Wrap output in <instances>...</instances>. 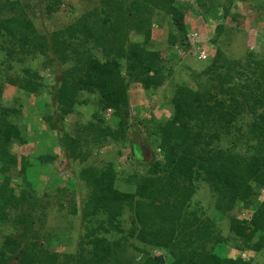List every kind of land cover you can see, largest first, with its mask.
<instances>
[{"label": "trees", "instance_id": "obj_1", "mask_svg": "<svg viewBox=\"0 0 264 264\" xmlns=\"http://www.w3.org/2000/svg\"><path fill=\"white\" fill-rule=\"evenodd\" d=\"M25 1L0 0V80L14 84L9 76L12 64L24 57L41 56L44 68H58L60 78L48 92L55 111L43 118L49 131L56 133V147L68 165L80 166L75 179L86 191L79 209L86 231L72 243V249L57 251L60 234L69 235L70 231L47 230L44 215L33 217L17 211L23 203L33 211L39 207L45 211L49 202L41 204L29 190L15 194L10 179L19 177L26 189H31L28 169L51 164L57 154L49 150L51 154L34 159L22 156L17 161L11 146L23 145L26 140L11 121L10 115L21 117L22 110L20 104L13 103L0 109V224L7 221L11 210L18 215L9 220L12 232L0 240V264H131L125 257L130 245L143 256L140 264H165L162 257L150 256L148 248L167 254L168 264H253L214 252L218 245L226 247L231 238L220 236L216 221L205 216L202 208H194L192 197L199 184H205L211 209L228 221L235 241L231 246L264 253V201H258L264 189V52L247 48L240 59H234L217 45L206 71L208 77L200 80V75H195V88L185 82L174 86L170 116L156 122L151 132L161 159L146 164L141 161L145 149L151 147L140 141L139 126L131 122L129 84L135 81L143 91H154L171 74L170 68L164 74L160 51L147 47L156 15L169 24V48L190 49L187 3L99 0L72 24L42 32L27 11L42 7L50 16L61 0H38L33 6ZM234 1L247 2L249 8L264 13V0H195L212 16L221 8L222 20L230 16ZM214 7L217 9L212 11ZM224 22L215 25L211 43L216 44L230 30ZM132 33L138 38L131 40ZM23 82L19 90L26 94L44 88L36 70L29 71ZM80 107H89V119L76 121L73 133L63 130L67 117ZM107 110L116 121L114 125L107 122ZM128 140L133 159L148 165L146 177L127 175L135 192L116 188L112 162L101 166L89 163L93 151ZM223 140L228 146H221ZM236 209L252 210L251 216L240 219ZM125 212L130 215L128 229L122 226ZM69 214L74 215L75 210ZM40 219L45 220L44 225L39 224Z\"/></svg>", "mask_w": 264, "mask_h": 264}, {"label": "rangeland", "instance_id": "obj_2", "mask_svg": "<svg viewBox=\"0 0 264 264\" xmlns=\"http://www.w3.org/2000/svg\"><path fill=\"white\" fill-rule=\"evenodd\" d=\"M181 2L187 3V16L189 21L195 27H190V36L196 32L198 34L197 39L190 40V49L181 51L177 48H169L166 43L167 33L169 31V24L164 17L156 15L152 24V40L147 45L150 49L158 50L161 53L165 71L164 74H168L169 68L171 74L167 76L165 83L154 91L145 92L142 90L138 83L131 81L129 84V108L131 122L134 125L139 126V138L140 141L145 142L151 149L146 148L144 152V158L141 162L149 163L153 158L161 159L159 149L157 146V139L154 132V125L158 121H163L170 116L171 105L170 97L174 86L177 83L185 82L188 86L195 88V75H200V80L208 77L206 73L211 60L214 56L217 45L226 53L227 57L240 59L247 48L253 50L255 53L264 52V13L257 12L255 9L249 8L247 2L234 1L233 7L230 12V16L222 20V10L218 8V12L214 17L211 14L202 11V8L195 2V0H180ZM30 5L39 3L38 0H26ZM254 3L252 0L251 3ZM100 3L99 0H61L60 7L56 12L47 16L44 13V8L38 7L33 11H27L29 17L33 20L34 25L39 31L47 32L57 28H64L69 24H72L76 18L86 11L88 8L94 7ZM217 7L212 9L215 10ZM204 12V13H203ZM214 13V12H213ZM260 19V20H259ZM225 21V27L230 30L221 36L216 44L211 43V39L214 38L213 28L218 23ZM205 27L207 34L201 33L200 27ZM194 28V30H193ZM138 37L132 33L130 35L131 40H135ZM205 51L206 58H198L199 51ZM45 58L41 56L36 57H24L20 63L12 64L9 76L14 79V84H7L0 80V109H7L13 103L20 104L21 117L11 118V121L17 123L20 127L24 139L30 136V143L27 146L13 144L11 146V152L16 156L17 161L22 156L35 158L42 154H51L54 152L57 154L56 158L51 164L44 166H33L29 170L33 169V172L28 174L27 179L31 185V189H26V185L23 181L16 176H13L10 180V187L14 190L15 194H19L22 190L33 194L36 200H39L41 204L49 202V206L46 207L45 211L37 208L32 210L28 204L23 203L21 209L18 212H29L33 217L38 214L39 217L46 218L47 223L45 229H68L70 234H60L59 240L61 241L59 246L54 249L57 251H63L73 248L72 243H76L77 240L86 231L84 228V222L80 219L79 209L82 206L81 200L84 198L85 190L81 189V183L76 182V174L79 172V167L76 163H68L65 161L60 150L56 147V133L49 131L44 121V116L52 115L55 111V104L48 96V92L55 86L58 81V68L52 66L50 68H44L43 63ZM0 69L2 70L1 66ZM0 70V73H2ZM39 71L44 88L37 94H26L19 90L23 85L25 75L31 71ZM56 72V73H55ZM124 70L122 69V74ZM125 75V74H124ZM20 87V88H19ZM140 87V88H139ZM27 112L26 115L24 112ZM30 111V112H29ZM36 112V115L34 114ZM28 115L38 118L41 116V123L36 120L38 127H42V133H35L33 137L29 133V129L26 126L32 127L33 124L23 123L26 121ZM31 117V118H33ZM90 117L89 107H80L75 110L65 120V125L61 126L63 130L73 133L74 123L76 121L86 122ZM34 119V118H33ZM110 125H114L116 121L113 118H106ZM36 130V132H38ZM152 132V133H151ZM221 146H228V142L223 140ZM28 153V155H25ZM32 155V157L30 156ZM137 155V153H136ZM139 159V156L137 155ZM108 162H112L115 173V186L117 189L123 192H135V186L131 182L126 181L127 175L136 173L137 176L146 177L148 165H139L132 157L130 151L129 140L118 145H105L99 150L92 152L90 162L95 166H101ZM1 182V178H0ZM33 189V190H32ZM59 189H65L62 193L58 192ZM264 189H261L258 195V201H264ZM212 199L209 194L207 186L203 183L199 184V188L192 197V205L194 208H202L205 216L212 217L217 225L219 234L221 237H229V244L226 247L230 248L234 253L228 254V258H236L245 256L244 259L251 261L253 264H260L264 260V253H252L251 251L242 250L238 251L231 245L235 244L232 240V236L228 230V221L225 216L219 214L211 209ZM75 210L74 215H70L71 209ZM237 213L238 218H249L252 210H242L238 212V209L234 210ZM18 213L14 210L9 212V218L7 221L1 222L0 224V240L12 232V221L13 217H16ZM36 217V216H35ZM44 219V218H43ZM39 223V221H38ZM45 220L41 225H44ZM87 225V222H86ZM122 226L124 229H128L130 226V215L128 212L122 217ZM118 238V234L116 235ZM234 242V243H233ZM134 246H139V243H133ZM211 244L208 243L207 248H210ZM240 245V244H238ZM218 247V249H217ZM222 245H218L214 248V252L218 255L221 253ZM148 253L153 257H162L165 260V264H168L170 258L163 251L148 248ZM243 252V253H242ZM125 257L131 262V264H140L143 256L133 246H127ZM224 257V256H221ZM10 264H16L11 262Z\"/></svg>", "mask_w": 264, "mask_h": 264}, {"label": "crops", "instance_id": "obj_3", "mask_svg": "<svg viewBox=\"0 0 264 264\" xmlns=\"http://www.w3.org/2000/svg\"><path fill=\"white\" fill-rule=\"evenodd\" d=\"M212 17H214V16H212ZM185 22H186V24L187 23H191L190 21H189V18H188V16L187 15H185ZM190 25V27H194L193 26V24L191 25V24H188V26ZM195 28V27H194ZM194 28H193V30H194ZM202 30H201V33L203 32V33H205V34H203V35H206L207 34V31H206V29H205V27L203 26H201L200 27ZM213 32H214V28H213ZM190 33V32H189ZM138 86H140L139 84H138ZM140 88V87H139ZM30 112V111H29ZM26 111L24 112V114L26 115ZM34 114L36 115V112H34ZM31 117H33V116H30V115H28V117L26 118V121L25 122H23V123H27L28 125H30V123H34L33 124V126L32 127H29V126H26V129L28 130V128H30L28 131H29V133H30V135L33 137L34 135H36L35 133H42V127H41V125H40V127H38V125L36 124V120H39V122L41 123V116H39L38 118H36V117H33V118H31ZM39 129V131L38 132H36V130H38ZM23 135V134H22ZM35 137V136H34ZM32 139L30 136L27 138V141L25 142V144H24V146H27L29 143H30V139ZM25 155H28V153H26ZM30 156L32 157V155L30 154ZM30 169V168H29ZM28 169V171H27V176H28V174H30L31 172H33V169H31V170H29ZM217 249H218V247H217ZM221 253H224L223 255H220V256H224V257H227L228 256V254H232V253H234V251H231V249L230 248H228V247H225V246H222V249H221Z\"/></svg>", "mask_w": 264, "mask_h": 264}, {"label": "built area", "instance_id": "obj_4", "mask_svg": "<svg viewBox=\"0 0 264 264\" xmlns=\"http://www.w3.org/2000/svg\"><path fill=\"white\" fill-rule=\"evenodd\" d=\"M198 37V34L196 32L192 33L190 36H189V39L192 41V40H195L197 39ZM198 58L200 59H204L206 58V55H205V51H199V54H198ZM110 115V110H107L106 112V117H109ZM264 193V190L262 191Z\"/></svg>", "mask_w": 264, "mask_h": 264}, {"label": "clouds", "instance_id": "obj_5", "mask_svg": "<svg viewBox=\"0 0 264 264\" xmlns=\"http://www.w3.org/2000/svg\"><path fill=\"white\" fill-rule=\"evenodd\" d=\"M242 253H243V252H242ZM240 257H241L242 259H244L245 256L243 255V256H240ZM244 260H245V259H244Z\"/></svg>", "mask_w": 264, "mask_h": 264}]
</instances>
